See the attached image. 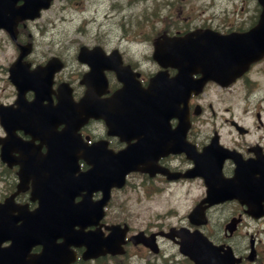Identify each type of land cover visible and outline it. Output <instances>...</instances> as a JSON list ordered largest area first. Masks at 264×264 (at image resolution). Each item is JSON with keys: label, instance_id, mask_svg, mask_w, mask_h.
I'll list each match as a JSON object with an SVG mask.
<instances>
[{"label": "flooded vegetation", "instance_id": "obj_1", "mask_svg": "<svg viewBox=\"0 0 264 264\" xmlns=\"http://www.w3.org/2000/svg\"><path fill=\"white\" fill-rule=\"evenodd\" d=\"M69 1L51 0L35 14L38 0H0L6 21L0 26V247L15 245L0 260L39 252L35 228L50 232L48 240L66 241V211L81 210L86 194L90 202L107 195L95 207L106 232L107 225L126 222L118 218L126 192L175 200L184 190L191 198L182 214L197 207L204 222L183 218L175 225L198 227L221 251L230 248L237 264H264V213L249 212L264 209L260 2L228 0L221 15H207V0H140V15H121L118 32L45 31L60 8L66 14ZM116 1L109 10L119 11ZM187 33L191 39H183ZM163 34L173 40L155 49ZM179 40L194 56L174 46ZM120 69L133 87L153 85L146 100L136 103L134 91L115 95ZM204 70L222 73L182 102L175 87L198 80ZM163 89L164 98H156ZM93 108L97 116L89 114ZM120 179L124 184L117 186ZM177 210L169 205L166 211ZM171 224H129L128 233ZM56 230L65 235L55 237ZM128 248L148 251L141 244Z\"/></svg>", "mask_w": 264, "mask_h": 264}, {"label": "rangeland", "instance_id": "obj_2", "mask_svg": "<svg viewBox=\"0 0 264 264\" xmlns=\"http://www.w3.org/2000/svg\"><path fill=\"white\" fill-rule=\"evenodd\" d=\"M111 0H70L66 2L65 9L60 8L53 19L44 25V30L59 36L66 32L72 34L74 32H83L84 34L97 32H118L116 26L117 19L121 15L134 16L140 15V0H117L119 11L115 9L109 10ZM206 0H199L202 4ZM228 0H215L211 4V0H207V15H221L222 9L226 6ZM140 7V8H138ZM186 9L180 12L184 14ZM204 13V14H206ZM202 14V13H201ZM64 15V16H63ZM121 19V18H120ZM119 19V20H120ZM180 198L167 199L156 198L153 200H144L136 198L126 192L120 197V206L118 218L126 220L133 228H151L155 225L163 223H175L183 218V211L190 202L191 195L184 193L178 194ZM124 197V198H123ZM122 199V200H121ZM169 205L177 207V213L172 214L167 210ZM249 231L252 228H248ZM263 234V233H262ZM264 237V234L261 235ZM161 252L158 254L140 251L128 248L127 255L121 258L102 261H87L78 264H190L178 252L177 246L169 240H161Z\"/></svg>", "mask_w": 264, "mask_h": 264}, {"label": "water", "instance_id": "obj_3", "mask_svg": "<svg viewBox=\"0 0 264 264\" xmlns=\"http://www.w3.org/2000/svg\"><path fill=\"white\" fill-rule=\"evenodd\" d=\"M260 1L263 2L262 15L264 16V0ZM46 2L47 0H44V6L47 4ZM118 184L121 185V182ZM89 212V210H86L81 215L66 212V242L60 243L59 246L48 244L41 257L35 258L32 263H27L22 259L19 260V264H70V261L74 260V251L70 245L84 244L83 258L95 257L106 252L121 253L123 251L121 244L124 242V235L128 229L126 224L121 225L118 223L109 226L110 231L106 236H102L96 230L73 229L74 223L80 224L79 220L90 217ZM188 217L191 221H194L196 210L191 211ZM158 233L175 240L179 245V251L188 256L195 264H230L226 252L220 253L217 246H214L197 229L189 230L184 226L179 228L170 227L168 231H159ZM155 235L154 232L145 235L143 231H139L131 235L129 239L133 243L141 242L156 252L158 247ZM175 237H178V239ZM3 252L0 251V254Z\"/></svg>", "mask_w": 264, "mask_h": 264}]
</instances>
